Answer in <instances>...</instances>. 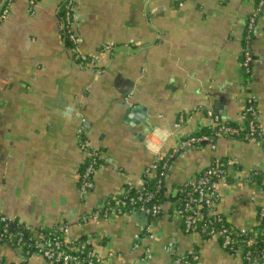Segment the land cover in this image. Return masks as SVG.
<instances>
[{
	"label": "crops",
	"instance_id": "0c3cea01",
	"mask_svg": "<svg viewBox=\"0 0 264 264\" xmlns=\"http://www.w3.org/2000/svg\"><path fill=\"white\" fill-rule=\"evenodd\" d=\"M73 2L77 48L95 59L92 66L77 61L59 32L61 0H10L0 21V217L11 221L9 234L23 228L34 248L40 236L66 228L68 238H90L97 254H111L104 264H169L187 255L199 264H243L217 240L185 233L172 201L160 204L153 221L130 208L78 222L135 184L155 157L148 148L154 140L164 157L211 124L206 111L241 123L245 93L255 98L264 138V15L248 45L244 91L239 83L255 0ZM181 115L186 119L176 127ZM79 138L104 160L85 191L78 186L86 160ZM213 143L172 154L162 177L166 196L212 159L232 158L238 169L220 183L217 210L236 228L256 226L264 189L248 175L264 169V144L219 137ZM13 241L0 237V264H51Z\"/></svg>",
	"mask_w": 264,
	"mask_h": 264
},
{
	"label": "built area",
	"instance_id": "2783aa9c",
	"mask_svg": "<svg viewBox=\"0 0 264 264\" xmlns=\"http://www.w3.org/2000/svg\"><path fill=\"white\" fill-rule=\"evenodd\" d=\"M74 0H65L62 7L64 14L59 21V32L64 38L70 42V46L74 51L75 58L82 64L92 66L94 64L93 57H86L79 53L77 48V38L72 31L73 7L71 6ZM10 0H6V5L1 7L0 4V19L2 20L7 13ZM32 3V1H30ZM263 4V1L259 3ZM256 25L255 14L247 18L246 29H253ZM247 44V43H246ZM109 46H104L108 49ZM241 71L239 83L243 91L249 83V63L251 62L250 51L248 44L243 48L242 52ZM247 83V84H246ZM205 115L210 118L211 126L215 128V136L218 138H228L231 135H237L240 131H245V138L248 141H257L263 143L262 127L258 120L255 98L250 93L244 95V106L242 109V121L237 128H232L217 120L210 111H206ZM186 119L181 115L177 119L176 127L180 126ZM80 139V140H79ZM78 139V147L88 158V163L84 172L79 179V189L87 190L92 185V176L100 168L97 164V159L102 158L97 149L90 148L81 138ZM209 145L211 149L215 148L214 143L208 135H190L180 141L178 148L187 146ZM175 148L168 157L178 150ZM163 158V155L156 152L152 162L143 170V173L135 182L124 186L122 191L105 200L99 211L91 213L89 216L83 217L78 226H81L87 220L110 219L115 216H120L130 208H138L145 212L150 218H154L159 213L160 205L153 203V194L145 189V182L155 179V172L158 162ZM237 162L232 158L225 160L212 159L209 164L196 176H192L187 180L179 190L180 198L173 202V215L178 219V223L187 234H199L209 240H217L219 246L227 253L244 259L249 264H264V248L255 251L259 241L264 242V206L259 208L257 213V225L247 228H236L232 226L227 219L218 212L217 207L221 200L220 183L227 182L230 179L231 172L237 171ZM259 176V180L256 178ZM249 180L264 189V169L256 172H251L248 175ZM156 180V179H155ZM159 181H156L158 184ZM152 201V203H151ZM210 218L206 222V219ZM10 220L0 217L1 231L0 237L11 240L8 234ZM204 222V223H203ZM203 223V224H202ZM67 229L60 228L53 230L47 236H40L39 242L35 243V250L51 264H104L107 257H102L93 249V241L90 238L74 239L68 238ZM24 235L18 234L14 239V244L17 247L25 245L22 240ZM263 237V238H262ZM134 250L139 248V236L135 235ZM29 242H33L32 238H28ZM249 248L250 250H245ZM165 252L169 249L164 248ZM254 251V254L252 252ZM257 252V253H256ZM149 257L148 251L144 252L143 259ZM170 264H199L198 258L195 255L183 256L170 261Z\"/></svg>",
	"mask_w": 264,
	"mask_h": 264
},
{
	"label": "trees",
	"instance_id": "16d2710c",
	"mask_svg": "<svg viewBox=\"0 0 264 264\" xmlns=\"http://www.w3.org/2000/svg\"><path fill=\"white\" fill-rule=\"evenodd\" d=\"M68 1V0H67ZM260 1H263V4H259ZM65 3V0H61V3H60V7H59V10H58V17H59V21L61 20L63 14H64V10L62 9L63 5ZM255 4H256V7H257V12L255 13V21H257V17L258 16H261V15H264V0H255ZM6 5V3H3L1 5V7H4ZM74 5V2H72L71 6L73 7ZM1 21V19H0ZM264 29V28H263ZM253 31H254V28L253 29H246L245 27V36H244V44H243V48L248 44L249 45V42L252 40V36H253ZM62 36V35H61ZM62 38L67 42V44H70V42L64 38V36H62ZM247 43V44H246ZM250 67V63H249V66ZM250 69V68H249ZM226 124L227 126H230L232 128H237L239 125L238 124H234V123H231V122H226L224 123ZM215 128L211 125H208L204 128H202L200 130L199 133L197 134H193V135H200V134H203V135H208L211 139V141L213 142L217 137L215 136ZM245 134L246 132L243 130V131H240L239 134L237 135H231L229 136L228 138H234V139H240V140H243V141H248V138H245ZM264 144V142H263ZM203 145L201 144H198L197 146L195 147H201ZM98 152H100L99 150H97ZM171 159V157H168V154L165 155L157 164V169H156V172H155V179L154 180H147L145 182V189L150 191L152 194H153V203H158L159 205L164 203V202H167V201H172L174 202L177 198H180V193H179V190L180 188L182 187V185L180 187L177 188V192H176V195L174 196H166V190L163 188L162 186V177H163V171L165 169V166L164 164L166 162H169ZM226 158L224 159H219V160H225ZM88 158L86 157V160L84 162V164L82 165L81 169H80V172H79V179L81 178L80 176L82 175V173L84 172V169L88 163ZM103 158H99L97 159V164H101L103 163ZM205 168V167H204ZM203 168V169H204ZM202 169V170H203ZM201 170V171H202ZM259 178V176H257V179ZM259 180V179H258ZM156 181H159L158 184L156 183ZM80 185V182L78 183V186ZM152 203V201H151ZM161 215V212L157 213V215L154 217V218H150V221H153L157 218H159V216ZM210 218L206 219V222L205 224L207 223V221H209ZM204 223V222H203ZM202 223V224H203ZM183 229V228H182ZM184 230V229H183ZM0 231H1V224H0ZM22 233L24 235L23 237V241L25 242V251H27L28 253H30L34 248H33V242H29L28 241V238H29V235L28 233L21 227H16L14 228L13 232L8 234L11 236V239H15V237ZM44 236H47V234H45ZM203 238L207 239L206 237L203 236ZM263 238V237H262ZM4 240H8L7 238H5ZM264 248V242L263 241H259L258 244H257V247L255 248V251H259L261 249ZM245 250H250L249 248L245 249ZM257 253V252H256ZM252 254H254V251L252 252ZM190 256V255H188ZM175 258H181V257H175ZM173 258V259H175ZM172 259V260H173ZM171 260V261H172ZM243 264H249L247 261H245L244 259L241 260ZM170 264V263H169Z\"/></svg>",
	"mask_w": 264,
	"mask_h": 264
},
{
	"label": "clouds",
	"instance_id": "9594fccd",
	"mask_svg": "<svg viewBox=\"0 0 264 264\" xmlns=\"http://www.w3.org/2000/svg\"><path fill=\"white\" fill-rule=\"evenodd\" d=\"M156 136L157 137L161 136V133L159 132V130H157ZM163 139H166V137H163ZM157 145H158V141L154 140L152 143L148 144V148H149V150H151L153 152H158L159 147Z\"/></svg>",
	"mask_w": 264,
	"mask_h": 264
},
{
	"label": "water",
	"instance_id": "95a60500",
	"mask_svg": "<svg viewBox=\"0 0 264 264\" xmlns=\"http://www.w3.org/2000/svg\"><path fill=\"white\" fill-rule=\"evenodd\" d=\"M14 226L13 225H11V227H10V230L13 228Z\"/></svg>",
	"mask_w": 264,
	"mask_h": 264
}]
</instances>
